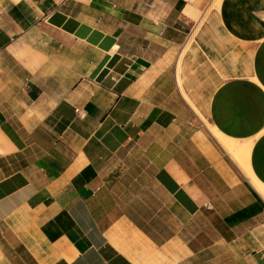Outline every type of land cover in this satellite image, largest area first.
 I'll list each match as a JSON object with an SVG mask.
<instances>
[{
  "label": "crops",
  "instance_id": "crops-1",
  "mask_svg": "<svg viewBox=\"0 0 264 264\" xmlns=\"http://www.w3.org/2000/svg\"><path fill=\"white\" fill-rule=\"evenodd\" d=\"M213 2L0 0V264H264V0Z\"/></svg>",
  "mask_w": 264,
  "mask_h": 264
},
{
  "label": "bare ground",
  "instance_id": "bare-ground-1",
  "mask_svg": "<svg viewBox=\"0 0 264 264\" xmlns=\"http://www.w3.org/2000/svg\"><path fill=\"white\" fill-rule=\"evenodd\" d=\"M218 9V8H217ZM216 9V10H217ZM205 20V19H204ZM179 72V71H178ZM179 85H181V84H179ZM220 136V135H219ZM220 138V137H219ZM221 139V138H220ZM223 140V141H222ZM221 141L223 142V144L227 147V149L232 153L231 155H233L234 156V158L239 162V164H241L242 166H243V168L245 169V171H247V168H249L250 167V165L248 164V159H247V161L245 162V160H246V158L245 157H247V155H248V153L250 152V151H248V150H246V149H244L245 147H243L242 149H244L245 151H248L247 152V154H246V152L244 153V150L243 151H241L243 154H245V157L244 158H241L240 157V153L241 152H239L238 150H239V147H238V149L237 148H235V147H237V146H235V142H232V140L230 139L229 141L227 140V139H225V138H222L221 139ZM235 143V144H234ZM239 144L240 143H238L237 145L239 146ZM225 147V148H226ZM240 147H242V146H240ZM247 149H249V148H247ZM249 150H251V149H249ZM249 156V155H248ZM250 157V156H249ZM243 159H245V160H243ZM241 166V167H242ZM244 166H246V167H244ZM249 170V174L251 175L252 173L250 172V169H248ZM252 179H253V182L252 183H254L255 184V186H256V188H258L257 190L264 196V183H262L261 181H259L258 179H256L254 176H250Z\"/></svg>",
  "mask_w": 264,
  "mask_h": 264
},
{
  "label": "rangeland",
  "instance_id": "rangeland-1",
  "mask_svg": "<svg viewBox=\"0 0 264 264\" xmlns=\"http://www.w3.org/2000/svg\"><path fill=\"white\" fill-rule=\"evenodd\" d=\"M219 1H220V0H214V2H213V4H212L211 8L214 9V10H216V9L218 8ZM215 134H216L218 137H220L217 131H215ZM220 138L222 139V137H220ZM222 141H223V140H222ZM234 144H235V143H234ZM237 144H238V143L235 144V146H237V147H235V148L238 149V147L240 148L241 144H239V146H238ZM238 151H239V150H238ZM240 165H241V164H240ZM241 166H242V165H241ZM244 167H246V166H244ZM248 169H249V168H247V171H246L247 173L249 172ZM248 174H249V173H248ZM257 189H258V188H257Z\"/></svg>",
  "mask_w": 264,
  "mask_h": 264
},
{
  "label": "built area",
  "instance_id": "built-area-1",
  "mask_svg": "<svg viewBox=\"0 0 264 264\" xmlns=\"http://www.w3.org/2000/svg\"><path fill=\"white\" fill-rule=\"evenodd\" d=\"M75 111L80 117H84L85 116V112L83 110L75 109Z\"/></svg>",
  "mask_w": 264,
  "mask_h": 264
}]
</instances>
